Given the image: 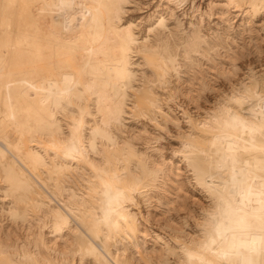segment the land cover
I'll list each match as a JSON object with an SVG mask.
<instances>
[{"label":"bare ground","instance_id":"1","mask_svg":"<svg viewBox=\"0 0 264 264\" xmlns=\"http://www.w3.org/2000/svg\"><path fill=\"white\" fill-rule=\"evenodd\" d=\"M141 2L0 0V264H264V68L239 76L264 0ZM150 124L185 129L176 162Z\"/></svg>","mask_w":264,"mask_h":264},{"label":"rangeland","instance_id":"2","mask_svg":"<svg viewBox=\"0 0 264 264\" xmlns=\"http://www.w3.org/2000/svg\"><path fill=\"white\" fill-rule=\"evenodd\" d=\"M220 2H221V0H219ZM219 1L218 0H196V2L198 3V4H201V8H202V10H207V11H210V9H211V7H212V5L214 4L213 2H215V3H219ZM143 3V4H142ZM148 3V4H147ZM157 4H162L163 6H161V7H164V5L166 4V0H142V2H141V4H139V6L138 5H136V6H132V7H129L128 8V10L129 11H127V13H126V15H125V17L127 18L128 16H131V17H135V18H138V19H141V17L142 18H145L147 15H149L150 13H152L154 10H155V8H156V5ZM209 4H211V5H209ZM215 5V4H214ZM213 5V6H214ZM145 6V7H144ZM191 6H192V1L191 2H187V4L186 5H184V8L186 9V13H188L189 15H187V16H181L182 18H183V20L185 21V22H187V21H189L190 20V15H191V11H192V9H190L191 8ZM136 7V8H135ZM217 6H215L214 8H216ZM210 8V9H209ZM232 8L233 7H231V11H232V13L234 14V16L236 15V20H234V21H236V22H240V15H241V13H242V9L240 10V9H236L235 7L233 8V10H232ZM132 9H133V11H132ZM135 9H137V10H135ZM236 9V10H235ZM135 10V11H134ZM138 10H140V11H138ZM240 10V11H239ZM213 12V11H212ZM179 14L181 13L180 11L178 12ZM217 14V15H216ZM199 16V13H197L196 12V17H198ZM238 16V17H237ZM200 17V16H199ZM218 17H219V14H218V11L216 10L215 11V9H214V16L212 17V20H214V22L213 23H215V22H218ZM208 17L206 16L205 17V22H208ZM256 27H259L262 23H263V21H264V19L262 18V17H259V18H257L256 20ZM258 24V25H257ZM142 25V24H141ZM143 26L144 25H142V27L141 28H143ZM262 32V33H261ZM259 33H260V35H259ZM258 34H257V37L254 39V38H252L251 36H250V40H249V37L246 35L245 37H244V39H243V42L242 43H244V45L247 47H245L244 46V48L246 49V51H248L249 50V54H247L245 51H244V53L246 54L243 58H242V60H241V67H242V69L239 71L240 73H239V76H241V77H244L245 76V74H246V72L248 71V69H247V67H248V65H251V66H249V67H252V66H254V67H256V70H260V67H261V69L262 68H264V32H263V30H261L260 32H259ZM261 38H260V37ZM261 39V40H260ZM245 40V41H244ZM247 40L249 41V42H247ZM254 40H256V42L254 41ZM258 40H260V42L258 41ZM246 42V43H245ZM252 42V43H251ZM259 42V43H258ZM261 42H262V44H261ZM254 43H255V46H254ZM248 44H250V45H247ZM260 44V47L258 46V45ZM256 47V48H255ZM244 48H243V50H244ZM258 48H260L259 50H258ZM248 49V50H247ZM253 50V51H252ZM259 52H258V51ZM262 50V51H261ZM256 52H258V53H256ZM261 52V53H260ZM260 53V55H258ZM262 63V64H261ZM263 65V66H262ZM259 66V67H258ZM248 67V68H249ZM258 67V68H257ZM246 71V72H245ZM243 73H245L244 75H243ZM220 77V78H219ZM219 77H218V85H220L222 88H226V87H228L229 88V83H226L227 81L224 79V78H221L222 76H220L219 75ZM226 83H224V82ZM221 82H222V84H221ZM224 83V84H223ZM214 94V96H213V94ZM216 93H219V92H217V91H215L214 90V92L213 91H210L209 92V90H208V92H207V95L209 96V99L205 102V101H203V100H206V99H201L200 101L201 102H199V104H198V106H201L200 107V110H199V107H197L196 105H197V103H195V102H187L186 100H183V103H182V105H184L183 107H180V109H179V107L177 108V110L178 111H180V114L183 112V109L181 110V108H185L186 107V109L188 110V111H190L191 109V113H193L194 115L196 114V116L198 117V118H200L201 116H203V114L207 111V109H206V107L208 108V109H211V108H213V106L215 105V102H216V100L215 101H212V100H214L215 98V95H216ZM213 96V97H212ZM212 98V99H211ZM211 100V101H210ZM178 101H180V100H178ZM187 102V103H186ZM205 102V103H204ZM211 102L214 104H211ZM190 103V104H189ZM201 103V104H200ZM207 103H209V104H207ZM194 104V105H193ZM196 104V105H195ZM204 106H203V105ZM211 104V105H210ZM173 105H175V103L173 104ZM176 107L178 106V105H175ZM205 108V112L203 113V110L201 109V108H203V107ZM209 106V107H208ZM189 107H190V109H189ZM197 108V109H196ZM203 108V109H204ZM201 110H202V112H201ZM193 111V112H192ZM194 112H196V113H194ZM198 112V113H197ZM202 113V114H201ZM199 114H200V116H199ZM182 124H184V125H182V128H185V129H182L183 131L185 130V131H187L188 129V126L186 125V123H183L182 122ZM150 127V131H151V133L153 132V133H155L156 134V137H154V139H151L150 140V143L151 144H153V145H151V146H161L160 148L161 149H163V154L165 155V157L166 158H168V159H174V161L176 162L179 158V155H180V153H179V151L178 150H176V147H178L177 149H179L180 150V141L178 142V140H177V138H176V140L174 139V137H175V134H177V136H178V138H181V137H179V135L181 136V134H180V131H182L181 129H179L178 127H176L175 128V126H172V125H170L169 127H168V129H169V131H168V133H170V134H168V133H166L167 132V128H163L162 130H160L161 128H157V127H155V126H151V124L149 125ZM154 129H153V128ZM174 127V128H173ZM187 127V128H186ZM156 128H157V130H156ZM179 129V131H177L178 129ZM153 129V130H152ZM165 129V133H164V130ZM167 129V130H166ZM174 129V130H173ZM156 130V131H155ZM159 130L161 131V132H163V133H161V132H159ZM173 131V132H172ZM152 133V134H153ZM155 134H154V136H155ZM158 134V135H157ZM159 134H162V137H161V135H159ZM165 134V135H164ZM174 134V135H173ZM157 136H159V137H161L160 138V140H162V138H163V136H164V139L162 140V141H160L159 140V137H157ZM176 136V137H177ZM156 139V141H154V142H157V141H159V142H157L156 144H154V143H152L153 142V140H155ZM181 140V139H180ZM138 141H142V140H138ZM143 142V143H142ZM141 143L140 142H137L138 144L137 145H139V146H141V147H145L146 146V144H145V140L144 141H142ZM160 143V145H158ZM177 143V144H176ZM141 144V145H140ZM144 144V145H143ZM179 144V145H178ZM175 146V147H174ZM162 147H164V148H162ZM173 150H176V151H173ZM175 153V154H174ZM176 155L175 157H174V155ZM178 154V155H177ZM169 156V157H168ZM185 173H186V175H185ZM188 172L187 171H183L182 170V175H183V177H182V175H181V177L184 179H182L183 181H184V183H186L185 184V186L186 187H184V189H182V192L180 193V191H176V190H174V189H172L171 190V193H170V195H172L173 194V196L175 197V201H178V200H176L177 199V195H183L184 194V197L181 195L180 196V201H182V202H180V201H178V203H179V205H178V203L177 202H172L171 201V203H174L173 205H172V207H174V210L176 211H174V210H172V213H178V215L181 217V219H180V221L182 222L183 221V218H189L188 219V221H189V223L190 224H192V223H194V220L193 219H195V217H196V213H192V211L190 210V212H189V209L191 208L192 209V207H196V206H198V204H196V203H199L200 201H193L192 199H195L194 197H195V195L197 194V193H195L194 192V189H193V187L190 185V183H189V179H188V174H187ZM186 176V177H185ZM186 178V180H185V178ZM186 181V182H185ZM189 188H188V187ZM187 190H190V191H187ZM183 191H184V193H183ZM174 192V193H173ZM175 192H176V194H175ZM178 192V193H177ZM186 192H188V194H190V195H188L187 197H185V195H186ZM190 192H192V193H190ZM180 193V194H179ZM194 193H195V195H194ZM176 195V196H175ZM193 195V196H192ZM173 196L171 197V199L173 198ZM197 196V195H196ZM188 197H189V199H188ZM191 197V198H190ZM182 198V199H181ZM183 198H184V200H183ZM179 199V198H178ZM188 199V200H187ZM196 200V199H195ZM184 201H186V203H183ZM187 201H189V202H187ZM191 201H192V203H194V204H191ZM177 204V206H176V204ZM181 203H183V204H181ZM189 203V204H188ZM1 204V203H0ZM186 204V205H185ZM200 204H201V202H200ZM176 206V208H175V206ZM188 205H190L189 207H188ZM194 205V206H193ZM141 206H142V210H143V213H145L146 214V212H147V208H146V206H145V204L143 205V204H141ZM183 206V211L181 210L182 207ZM184 206H187V208H186V210L184 209L185 207ZM189 208V209H188ZM188 209V210H187ZM185 210V211H184ZM182 211V212H181ZM187 211V212H186ZM161 212H163V213H161ZM180 212V213H179ZM190 213V214H189ZM154 214V216H153V218L155 219V216H157V215H159V216H157L158 218L161 216V219L160 220H162V219H164V220H162V221H160L159 219V223H158V220L157 219H155L156 221H157V223L156 224H154L155 223V221L153 222H151V224H152V227H153V229L154 230H157V231H169V229L165 226V223H167V220L169 219V218H171L170 217V215H171V213H168V212H164V210H160V211H157V212H155V213H153ZM192 214L194 215L193 217H192ZM182 215H184V217L182 216ZM191 215V216H190ZM166 216V217H165ZM169 216V217H168ZM168 217V218H167ZM191 218H192V221H190L191 220ZM153 219V220H154ZM170 220V219H169ZM164 221V222H163ZM163 222V223H162ZM159 225V227H157ZM156 226V227H155ZM163 227V228H162ZM159 229V230H158ZM22 232V231H21Z\"/></svg>","mask_w":264,"mask_h":264}]
</instances>
